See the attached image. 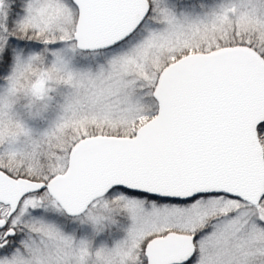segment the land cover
<instances>
[{
    "label": "snow or ice",
    "instance_id": "6c2138e0",
    "mask_svg": "<svg viewBox=\"0 0 264 264\" xmlns=\"http://www.w3.org/2000/svg\"><path fill=\"white\" fill-rule=\"evenodd\" d=\"M0 264H264V0H0Z\"/></svg>",
    "mask_w": 264,
    "mask_h": 264
}]
</instances>
